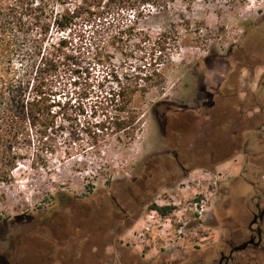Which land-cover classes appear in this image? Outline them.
Wrapping results in <instances>:
<instances>
[{"label":"rangeland","instance_id":"obj_1","mask_svg":"<svg viewBox=\"0 0 264 264\" xmlns=\"http://www.w3.org/2000/svg\"><path fill=\"white\" fill-rule=\"evenodd\" d=\"M192 1L178 0L140 23L152 39L169 34L165 88L137 96L134 139L109 135L97 147L93 134L104 118L99 97L115 87L100 86L107 68L92 46L98 27L83 15L68 29L51 28L49 77L68 109L60 120L61 151L50 157L49 169L27 161L11 184L0 185V264L5 258L14 264V243L48 219L61 215L66 224L64 200L76 202L72 225L88 233L79 243V264H218L230 236L224 231L214 245L213 229L232 211L249 223L255 201L264 207V0ZM110 61L120 74L129 68L113 51ZM130 61L127 72L134 75L141 62ZM229 159L216 172L215 164ZM197 167L208 175L186 180L183 169ZM199 198L207 203L202 217L195 210ZM152 205L175 209L165 217ZM211 206L216 216L207 219ZM205 236L211 238L201 241Z\"/></svg>","mask_w":264,"mask_h":264},{"label":"trees","instance_id":"obj_2","mask_svg":"<svg viewBox=\"0 0 264 264\" xmlns=\"http://www.w3.org/2000/svg\"><path fill=\"white\" fill-rule=\"evenodd\" d=\"M177 1L0 0V185L11 184L15 172L27 161L33 169H49L50 157L61 151L64 129L60 120L68 109L49 77L55 69L46 48L51 28L68 29L83 15L98 27L92 46L96 47L98 63L107 68L100 86L104 88L112 81L115 87L99 97L98 109L104 118L93 134L97 147V139L109 135L124 133L134 139L140 121L137 96H146L157 87L165 88L162 69L172 56L169 34L152 39L140 23L154 11H166ZM112 51L129 65L122 74L110 61ZM131 59L141 62L134 75L127 72L133 68ZM105 104L115 108L114 115ZM75 203L62 202L66 224L61 215L50 218L34 233L15 242L10 251L14 264H79L84 253L79 251V243L88 233L73 226ZM174 209L151 206L165 217ZM2 264L9 262L5 258Z\"/></svg>","mask_w":264,"mask_h":264},{"label":"flooded vegetation","instance_id":"obj_3","mask_svg":"<svg viewBox=\"0 0 264 264\" xmlns=\"http://www.w3.org/2000/svg\"><path fill=\"white\" fill-rule=\"evenodd\" d=\"M254 207L257 211H253L247 224L233 213L224 219L223 230L230 236L224 244L229 253L221 250L218 264H241L242 259L247 264H264V207L257 201ZM221 241L222 236L218 243Z\"/></svg>","mask_w":264,"mask_h":264},{"label":"crops","instance_id":"obj_4","mask_svg":"<svg viewBox=\"0 0 264 264\" xmlns=\"http://www.w3.org/2000/svg\"><path fill=\"white\" fill-rule=\"evenodd\" d=\"M243 157H244V155H242ZM236 159H238L236 162H237V164L238 163H240V158L238 157V156H236L235 157ZM233 162V159H229V160H227V161H225V162H219V163H216L215 164V170H216V172H218L217 170L219 169V167H221L224 163H228V162ZM241 161H242V158H241ZM239 165V164H238ZM239 170H237V176H241L242 175V166H241V164L239 165ZM183 171H184V173L186 174L185 176H184V178H186V180H188L189 178H191V177H195L194 175H195V173H201V174H205V175H208L206 172L207 171H205L203 168H201V167H197V168H192V169H190V168H187V169H183ZM245 203L243 202V205H244ZM212 207L213 206H211V207H209V209H208V214H207V219L208 218H210V217H212V215L215 217L216 216V213H215V208L212 210ZM210 211V212H209ZM235 211H232V213H234ZM237 216H239V218H240V220H243V216L240 214V213H238L237 214ZM206 220V219H205ZM161 225V224H160ZM160 227V226H159ZM205 227H208L207 225L205 226ZM157 227H153L152 228V233H154V234H156L157 236H155V237H158V236H161V234L159 233V231L156 229ZM213 232H216V234H215V236H214V238L213 239H215V240H213L214 242H213V244L215 245L216 243L218 244V240H219V238H220V236L222 235V233L224 232V230H223V227L221 228V227H215V229H213ZM148 234V233H147ZM142 235H143V237H141V234L138 236L139 238H142L143 239V241L145 240V237H146V235L144 234V233H142ZM210 239L211 238V236H205V237H203L202 239H201V241H204L205 239ZM159 239V238H158ZM143 241H141V243L143 242ZM159 242H160V240H157L156 241V245L155 246H157L158 244H159ZM140 243V244H141ZM161 246L160 247H163V248H161V249H170V250H173V252L174 251H179V248H176V247H178V246H174L173 248H169V246L167 245H163L162 243L160 244ZM140 245H139V243L136 245V248H138ZM204 246H207V245H203V246H201V247H204ZM194 247V246H193ZM144 249V248H143ZM182 249V248H181ZM186 249V248H185ZM188 249V248H187ZM144 251V250H143ZM142 251V252H143ZM148 252V251H147Z\"/></svg>","mask_w":264,"mask_h":264},{"label":"built area","instance_id":"obj_5","mask_svg":"<svg viewBox=\"0 0 264 264\" xmlns=\"http://www.w3.org/2000/svg\"><path fill=\"white\" fill-rule=\"evenodd\" d=\"M206 204V200L203 198H199V200L195 202V210L200 217H202V215L207 212Z\"/></svg>","mask_w":264,"mask_h":264}]
</instances>
